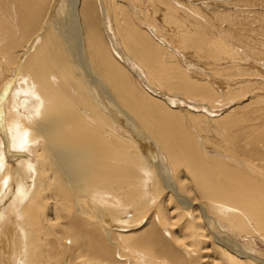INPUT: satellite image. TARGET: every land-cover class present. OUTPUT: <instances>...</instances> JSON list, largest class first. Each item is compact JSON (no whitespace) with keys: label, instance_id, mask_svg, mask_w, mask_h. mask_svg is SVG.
Segmentation results:
<instances>
[{"label":"bare ground","instance_id":"bare-ground-1","mask_svg":"<svg viewBox=\"0 0 264 264\" xmlns=\"http://www.w3.org/2000/svg\"><path fill=\"white\" fill-rule=\"evenodd\" d=\"M262 13L0 0V264H264Z\"/></svg>","mask_w":264,"mask_h":264},{"label":"rangeland","instance_id":"rangeland-1","mask_svg":"<svg viewBox=\"0 0 264 264\" xmlns=\"http://www.w3.org/2000/svg\"><path fill=\"white\" fill-rule=\"evenodd\" d=\"M252 3H255V5H256V8L257 9H264V0H250ZM262 1V2H261ZM245 3V2H244ZM259 3V4H258ZM249 5V4H248ZM252 5V4H251ZM260 6V7H259ZM80 8V7H79ZM44 10V9H43ZM42 10V11H43ZM255 12H256V10H255ZM74 14L76 15V17L79 15V10H78V7L74 10ZM262 14H264V13H262ZM81 16V15H80ZM80 16H78V19H79V17ZM262 17H264V15L262 16ZM264 20V19H263ZM261 30V29H260ZM256 31H258V29H256ZM18 65H19V62L17 63ZM16 76H18V72H17V74H16ZM16 78V77H15ZM14 80V79H13ZM13 80L11 81V83L13 82ZM19 80V78H16V81H18ZM5 105V104H4ZM220 111H218V112H215V113H213V114H217V113H219ZM1 115H0V118L1 119H3V121L4 122H6L5 121V118H4V116H5V112L3 111V110H1ZM221 113V112H220ZM219 113V114H220ZM206 132V134L208 135V133H209V135L208 136H210V137H212L213 136V133L211 132L210 133V131L208 132V131H205ZM210 134H212V136L210 135ZM134 140H135V138H133ZM136 141V140H135ZM141 147V146H140ZM144 150L145 151H147L148 152V154L149 153H151V150H150V148H149V146H144ZM141 151V150H140ZM147 152H146V155H147ZM142 153V152H141ZM142 155H144V153H142ZM150 155V158H151V155L152 154H149ZM148 156V155H147ZM246 237H248V238H244V239H240V243H243L245 246H244V249L248 252V253H250V251H251V253L250 254H253V255H256V256H259V257H261V259H263L264 260V243H262L263 241L259 238V237H257V236H255V237H249V236H246ZM247 239V240H246ZM255 239V240H254ZM243 240V241H242ZM249 240V241H248ZM262 242H261V241ZM251 248V250H249ZM262 254V255H261ZM18 260V259H17ZM200 264H204L203 262H201Z\"/></svg>","mask_w":264,"mask_h":264}]
</instances>
